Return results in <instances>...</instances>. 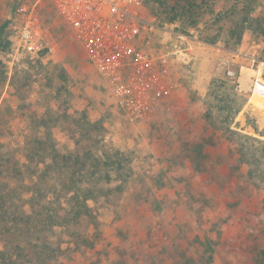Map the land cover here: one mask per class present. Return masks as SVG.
<instances>
[{"label":"rangeland","instance_id":"rangeland-1","mask_svg":"<svg viewBox=\"0 0 264 264\" xmlns=\"http://www.w3.org/2000/svg\"><path fill=\"white\" fill-rule=\"evenodd\" d=\"M242 1L211 0L207 6L202 0H180L182 16L173 22H166L165 16L172 13L169 8L175 0L146 1L145 16L154 15L160 26L152 34L151 47L167 49L174 43V33L184 32L190 49L170 62L171 91L164 102L134 118L118 104L48 0H0V130L10 134L3 144L15 141L11 137L15 134L34 133L35 120L61 118L69 109L68 118L50 126L59 143H66L69 133L83 132L75 122L87 120L92 125L87 141L98 132L102 149L126 151L130 159L134 175L120 198L122 204L132 206L135 196L149 198L143 204L153 210L150 201L162 200L149 218L152 228L146 234L136 232L144 218L135 219L127 211L119 214L111 229L121 225L128 232L123 235L126 245L139 240L145 250H156L151 264H165L175 250L177 257L189 256L203 264L200 242L206 239L214 264H257L264 259V188L248 181L247 164L235 167L238 138L226 140L223 129L226 118L232 129L264 140V135L252 131L254 125L264 134V110L259 107L264 86L253 90L256 78L264 73V35L246 28L230 46L225 45L224 32L212 44H197L194 39L206 40L215 33L212 21L217 12L232 21L247 12L264 17V0H252L245 8ZM31 11L46 26L49 47L38 54L14 56L16 28ZM224 47L236 52L230 55ZM100 142L90 144L101 147ZM200 146L203 155L197 152ZM114 250L117 264L122 259L137 263L134 248L121 244ZM107 256L94 253L90 258L94 264H107Z\"/></svg>","mask_w":264,"mask_h":264},{"label":"trees","instance_id":"trees-1","mask_svg":"<svg viewBox=\"0 0 264 264\" xmlns=\"http://www.w3.org/2000/svg\"><path fill=\"white\" fill-rule=\"evenodd\" d=\"M179 1L175 0L170 6L172 13L165 16L166 22L182 16ZM202 2L210 6L211 0ZM251 2L243 0L242 5L245 8ZM216 14L212 21V25H216L215 33L207 41L214 42L224 32L225 45L230 46L238 42L246 28L255 35H264V17H250L247 12L239 20L232 21L225 19L221 12ZM224 78L229 79L228 76ZM257 86H264V73L256 78L254 91ZM260 102L263 106L259 107L264 110V98L260 97ZM68 111H64L61 118L35 120L38 129L34 133L15 134L11 136L15 141L10 144H3L5 138L10 139V134L0 130V264H94L95 260L90 258L94 253H108L107 264H117L119 256L114 248L121 244L128 249L134 248L131 252L137 263L151 264L156 250H145L139 240L126 245L123 235L128 232L121 225L111 229V224L116 223L120 213L124 215L127 211L126 214L135 219L144 218L141 230L136 232L146 234L152 228L149 218L162 200L153 198L150 201L153 210L143 204L149 198L135 196L131 198L132 206L122 204L120 198L130 187L129 178L134 175L127 152L102 149V140L96 139L98 132L93 141H87L90 137L88 127L92 125L83 118L75 122L83 132L69 133L66 143H59L50 126L55 127L57 121L68 118ZM205 117L208 118L207 112ZM225 121L223 138L228 141L235 136L238 138L235 167L247 164L248 181L264 188V140L241 134L229 126L226 118ZM252 131L264 135L254 125ZM99 141L101 147L91 146ZM201 149L202 146L198 147L197 152L203 155ZM253 175H256L255 180L251 178ZM151 183L158 185L155 181ZM200 243L204 244L202 263L214 264L209 241L204 239ZM121 261L119 264H129L124 259ZM165 264L198 263L189 256L177 257L175 250V256ZM257 264H264V259L257 260Z\"/></svg>","mask_w":264,"mask_h":264},{"label":"built area","instance_id":"built-area-1","mask_svg":"<svg viewBox=\"0 0 264 264\" xmlns=\"http://www.w3.org/2000/svg\"><path fill=\"white\" fill-rule=\"evenodd\" d=\"M65 20L118 104L142 118L171 91L174 55L190 49L188 36L175 32L174 43L156 51L151 37L155 16L144 14L147 0H48ZM13 55L38 54L49 47L47 28L32 11L16 28Z\"/></svg>","mask_w":264,"mask_h":264},{"label":"crops","instance_id":"crops-1","mask_svg":"<svg viewBox=\"0 0 264 264\" xmlns=\"http://www.w3.org/2000/svg\"><path fill=\"white\" fill-rule=\"evenodd\" d=\"M202 31V30H201ZM222 38H223V36H222ZM194 39H195V41H196V43L197 44H200V43H206V44H212L213 42H210V41H207V40H205V39H198V37L197 36H194ZM217 43H219V42H217ZM214 45V44H213ZM216 46H218V48L217 49H222L221 47V45L220 44H215ZM223 51H228L227 53H229L230 55L232 54V53H235L236 51L235 50H232L231 48H223ZM222 53V52H221ZM233 55V54H232Z\"/></svg>","mask_w":264,"mask_h":264}]
</instances>
